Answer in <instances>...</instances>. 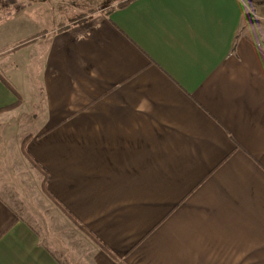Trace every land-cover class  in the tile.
I'll list each match as a JSON object with an SVG mask.
<instances>
[{"label": "crops", "instance_id": "0c3cea01", "mask_svg": "<svg viewBox=\"0 0 264 264\" xmlns=\"http://www.w3.org/2000/svg\"><path fill=\"white\" fill-rule=\"evenodd\" d=\"M125 1L0 49V264H264V0Z\"/></svg>", "mask_w": 264, "mask_h": 264}, {"label": "rangeland", "instance_id": "374dc122", "mask_svg": "<svg viewBox=\"0 0 264 264\" xmlns=\"http://www.w3.org/2000/svg\"><path fill=\"white\" fill-rule=\"evenodd\" d=\"M106 1L108 0H0V12H5L4 14L0 13V49H5V51L11 49L12 52H9L7 58L9 65L15 64L17 59L26 58L29 55V53H25V49L33 44L37 38L44 35L45 31L52 29L55 23L59 24L62 21L67 23L72 18V21L84 20L89 13H92L85 12L82 14L87 9V4L96 6ZM33 38L35 40L32 43L21 46ZM22 50L25 51L22 52ZM19 51L22 55L17 58L16 54ZM32 66L28 68L27 73L25 72L26 75L34 74L35 70ZM17 77H20L19 72ZM12 81L17 85H22L21 81L17 82L15 79H12ZM24 104L26 106V102ZM26 114V112H21L19 118L16 121L15 118L13 123L9 124L7 132L4 128H1L0 135L6 132L5 135L9 138L12 136L14 139L23 138L27 134V128H25L26 123H23V119L26 120V118H22V116L26 117ZM3 165L5 169L11 172L6 163ZM17 166L16 170H19L23 175L21 178L19 177L20 180L23 178L20 183L25 182L26 185H16V192H9L7 190L8 186L0 187L1 194L17 206L21 214L32 222L43 224L47 215L65 217L66 214L60 205L53 199L52 201L48 197L46 198V195L40 189V182L35 176L36 171H32L34 170L32 164L21 159L17 162ZM4 174L8 177L10 173L4 170Z\"/></svg>", "mask_w": 264, "mask_h": 264}, {"label": "trees", "instance_id": "16d2710c", "mask_svg": "<svg viewBox=\"0 0 264 264\" xmlns=\"http://www.w3.org/2000/svg\"><path fill=\"white\" fill-rule=\"evenodd\" d=\"M130 1H131V0H127V1H125V2H122V3L119 4V6L123 7V6H125L127 3H129ZM34 40H35V38H33V39H31V40L25 42V44H22L21 46L26 45V44H29V43H32ZM21 46H19V47H21ZM19 47H17V48H19ZM0 78L4 81V83H5L8 87L12 88L11 84H10L5 78H3L1 74H0ZM31 161H32V163L35 165V167H36L38 170H40L41 172H44L43 168H42L37 162H35L33 159H31ZM45 175H46V174H45ZM47 180H48V176L46 175L45 180H44V182H43V188H44L45 192L49 193V192H48V189H47ZM49 195H50V194H49ZM50 196L52 197V199H54V197H53L52 195H50ZM54 201H56V200L54 199ZM56 202H57V201H56ZM57 203H58V202H57ZM58 205H60V207H61L64 211H66L65 208H63V207L61 206V204L58 203Z\"/></svg>", "mask_w": 264, "mask_h": 264}]
</instances>
